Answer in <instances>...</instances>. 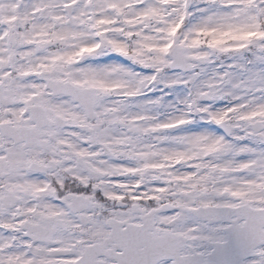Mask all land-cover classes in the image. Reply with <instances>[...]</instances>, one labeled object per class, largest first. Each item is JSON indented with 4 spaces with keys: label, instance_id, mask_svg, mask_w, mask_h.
Returning a JSON list of instances; mask_svg holds the SVG:
<instances>
[{
    "label": "flooded vegetation",
    "instance_id": "obj_1",
    "mask_svg": "<svg viewBox=\"0 0 264 264\" xmlns=\"http://www.w3.org/2000/svg\"><path fill=\"white\" fill-rule=\"evenodd\" d=\"M1 76L0 105L5 106L8 101V106L19 104L22 109L24 104L21 111L24 120L13 115L8 121H0V225L15 235L25 236L31 245L37 246L34 252L40 255L54 259L50 253L61 252L55 262L51 260L45 264L63 262L67 224L78 225L74 231L77 235H94L103 240L112 234V223H118L119 228L124 229L126 223L140 224L152 208L164 203L175 206L176 192L167 194V199L154 200L141 195L135 201L123 194L117 183L129 172L122 167H128L132 162L135 164L132 175L137 176L141 168L137 156L131 160L130 153L123 150L127 146L122 143L106 147L104 143L114 139L110 136L112 124H95L96 117L88 119L84 111L81 121L80 103L69 95H56L47 89V80L69 82L81 89L95 86L96 79H92L95 84H82L76 74L39 73L37 76L42 84L32 85L33 80L27 79L30 75H26L25 84L29 88L14 90L17 94L10 98L2 83L7 76ZM33 107H39L45 117L34 113ZM249 126L250 133L247 128L243 130L248 142V152L243 154L254 164L260 153L264 155V124ZM256 128L261 129L256 132ZM126 129L125 132L136 134L134 127L127 126ZM134 151H137L136 147ZM256 172L250 185L237 194L228 193L233 199L219 204L243 207L239 213L219 222V241L228 239L230 229L232 234L242 238L264 240V168ZM158 216L152 218L157 229L171 219H159ZM21 226L26 229L21 230ZM53 228L50 242H33L34 238H45L43 230ZM236 231H249V234ZM200 233L201 228L196 230V234ZM248 253L243 264H264V241ZM100 261L101 264L107 262L105 258Z\"/></svg>",
    "mask_w": 264,
    "mask_h": 264
},
{
    "label": "rangeland",
    "instance_id": "obj_2",
    "mask_svg": "<svg viewBox=\"0 0 264 264\" xmlns=\"http://www.w3.org/2000/svg\"><path fill=\"white\" fill-rule=\"evenodd\" d=\"M111 1L113 10L109 9V5L105 6L102 0H94V11L97 13L96 25L106 33L104 38L106 44L104 48L98 49L96 44L94 46L95 41H92L91 34L87 29V26L90 24L87 18V5L85 4V0H79L80 7L78 6V13L76 14L77 20L74 24L76 26L75 31H77L75 41L80 43L76 48L90 39V44L94 46L91 49L95 51L96 59L82 64V66L76 65L72 61L73 58H71L70 63L73 65L74 70L80 73L89 71L95 74V76L100 77L102 71H111V76H115L114 73L122 74L130 77L133 83H140L138 84V90L132 86L133 84H122L119 87L105 88L104 105L101 108L102 112L109 113V116L102 119L104 123L114 121L116 118L121 119L123 117L121 115H126L137 120L139 123L136 124H147L144 128L147 132L158 127L162 130L161 127L164 124H177L176 129L172 133L179 138L173 139L175 140L174 143H176L173 144L172 150L169 149L168 144L164 147L159 146V149H153L148 153V155L151 154L153 156V161H145L144 163V169L150 172L149 177L144 179L143 184H145V190L151 187L154 191H157L159 188H165L162 186V183L165 185L168 179L170 182L183 180L186 172L185 169L190 161L195 160L197 164L204 163L206 166V164H209L208 161L214 159L215 151L212 149L213 147L201 145L203 140L199 139V136L203 138L205 131L200 124H214L220 120L232 118L230 113L231 108L237 109L242 104H245V100L243 99L240 105L235 102L231 104L233 100L236 101L235 97L237 98L240 90H242L239 89L241 80L245 81L241 84L243 86L247 84L246 80H249V78L254 79L250 85V89L252 90L261 86L263 87V92L251 94L253 96L251 98L253 101L252 107L245 106L242 114H237V119L233 117L232 119L235 120V124H239V120L248 122L252 119L264 118V68L247 75L242 69L240 59L247 54L255 57L257 59L256 62L264 66V36L257 27L258 21L252 12L253 6L251 0H192L190 2V11L192 14L190 24L185 27L182 34H179L178 43L186 46L188 52L191 50L195 55H200L205 53V49L200 47V42L207 41L206 37L208 36L209 45L215 48L218 53H227V60L225 62H236L238 69L233 71V75L221 83L219 87H216L219 83V77L215 75V71L210 70L207 76L203 74L208 72V66L205 69L198 70V75L196 73H172L169 74L171 76L169 78L168 74L162 71V67L166 64V55L164 46H161V42L159 43L160 39L157 38V35L162 31L168 30V26L166 25H171L174 17H176V20L178 19L182 0H169L171 4L168 11L164 10L161 0H144L141 9L139 7H129L128 5L138 0H109V2ZM54 2L59 3L58 0H54ZM19 8L15 4L12 9V11L16 12L18 18L17 25H26V23L32 21L30 16L33 6L23 12L24 7ZM260 8L261 16L259 19L264 22V0H260ZM43 12V10H40L37 21L34 25L32 24V33L28 37L22 38L20 31H18V46L15 49L18 62L15 73H31L34 75L44 70L53 71L48 65L54 62L51 58L52 55L48 54L45 48L38 50L31 46L33 40H38L36 38V32L38 29L40 30V21H42L41 24H51V21L48 20L50 12L45 14ZM54 12H58V9ZM58 17L60 19L63 18L61 12L58 13ZM171 19L172 22L168 23ZM13 20V16L8 20V26H11L12 29L14 28L12 25ZM144 24L149 27L148 33L154 34L152 36L153 43L150 45L154 46L155 52L152 60L153 65L144 63L146 60L145 55H148L149 50V46L147 48L144 47L146 43L144 38L145 34H141L131 44L130 48L132 56L138 62L144 66L151 67L152 70L158 73L157 80H159V83H156L155 86L151 85V82L148 84V79L151 75L138 73L135 70L130 71L128 67L116 60L106 62L108 59L114 58L118 51L127 50L128 45L124 41L123 31L125 30L127 34L139 32ZM112 30L115 32L109 33ZM254 32H258V35L254 39H248L247 36ZM202 33H204L203 37L201 36ZM2 39L3 34L0 30V41ZM261 46H263V49H260ZM0 47V73L8 74L10 69L7 68L8 66L6 67L2 54L5 56L9 50L5 49L1 42ZM71 49L73 48L65 49L60 54L65 57L75 56L74 49L73 51ZM207 56L212 57V54L208 53ZM109 63L114 64L111 69L107 70L105 67ZM120 68H125L126 71L124 72ZM219 72L222 73L221 70ZM210 74L212 76H209ZM103 77L106 83L107 80L109 82L116 80L108 76ZM175 84H177V94L172 95L171 88ZM133 90L138 91L139 96H142V100H146V104L147 102L151 103L153 105L151 107L152 109L141 108L140 105L145 102L140 100L127 103L121 99L120 96L122 93L132 92ZM202 93L212 96L211 101H201L200 95ZM191 100L197 103L199 109L197 117H191L189 107ZM159 103H168L170 104V108H159ZM247 104L246 102L245 105ZM136 106H139V109H136ZM7 116L4 110L0 108V119H4ZM196 133L199 134L198 137H196ZM206 135H208V139H211L210 144L213 143V137L221 138L218 147L224 142L222 135L215 133L211 128ZM151 144L152 142L147 143L148 146ZM146 156L147 154H145ZM209 165L216 171L219 169L217 164ZM216 174V176H213L214 179L220 176L218 172ZM223 179L226 180L227 176H224ZM176 181L174 183H177ZM8 241L18 244L21 247L22 258H19L15 252H8L4 255L2 245L8 243ZM75 242V238H70L66 242V245L72 247ZM73 255L68 259H72ZM42 258L40 257L39 259V256L30 253L27 242L22 239L14 240L8 238L2 240V243H0V264H32L35 259L42 261ZM34 264L39 263L36 262ZM163 264L170 263L166 262Z\"/></svg>",
    "mask_w": 264,
    "mask_h": 264
},
{
    "label": "water",
    "instance_id": "obj_3",
    "mask_svg": "<svg viewBox=\"0 0 264 264\" xmlns=\"http://www.w3.org/2000/svg\"><path fill=\"white\" fill-rule=\"evenodd\" d=\"M163 251H168L167 254L164 256L166 258L168 257H172L173 254H174V249L173 248H170L168 250H162V248H159V247H155V248H152L151 249V255H152V258H155V257H159L158 259H162L163 258ZM155 263V262H154ZM153 263V264H154ZM183 264H186V262H184Z\"/></svg>",
    "mask_w": 264,
    "mask_h": 264
},
{
    "label": "bare ground",
    "instance_id": "obj_4",
    "mask_svg": "<svg viewBox=\"0 0 264 264\" xmlns=\"http://www.w3.org/2000/svg\"><path fill=\"white\" fill-rule=\"evenodd\" d=\"M110 67V65L107 66V69ZM106 73H109L108 71H106Z\"/></svg>",
    "mask_w": 264,
    "mask_h": 264
}]
</instances>
